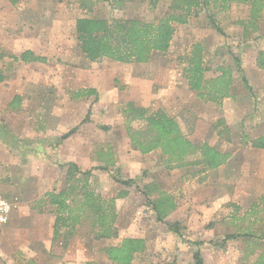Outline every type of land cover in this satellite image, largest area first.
I'll return each mask as SVG.
<instances>
[{
    "label": "rangeland",
    "instance_id": "374dc122",
    "mask_svg": "<svg viewBox=\"0 0 264 264\" xmlns=\"http://www.w3.org/2000/svg\"><path fill=\"white\" fill-rule=\"evenodd\" d=\"M173 4L174 0H21L14 6L9 0H0V71L7 76V80L0 83V124L7 125L17 137L32 142L25 147L24 158L14 155L6 177L0 180V193L13 204V210L20 207L17 220L23 223L16 222L10 229L1 228L0 233L12 239L11 243L27 241L25 220L31 218L30 210L39 215L50 213L45 195L54 188L65 187L67 166L75 161L83 172L92 171L90 185L94 192L116 203L117 237L98 239L92 219L84 217L73 234L62 231L50 255L43 256L44 260L41 258L42 264L54 260L59 261L56 264H111L104 248L118 245L133 235L148 242L146 252L136 256L135 264H194L191 249L176 240L165 224L156 221L150 203L170 185L179 187L182 171L170 174L179 169L167 170L160 151L142 155L132 148L120 113L126 102L152 111L163 109L178 121L189 139L211 141V146L227 147L231 154L228 165L225 164L226 173L215 178L216 183L209 180V175L198 179L197 172L191 180L196 179V189L204 187L198 192L195 190L191 202L196 201L198 207L201 201L208 202L214 187L217 189L215 197H220L229 212L210 221L214 226L209 229L207 225L205 229L189 230L187 221L177 222L186 239L203 237L193 240L205 243V262L254 264L257 254L264 252V239L255 238H248L246 243L230 241L233 244L230 252L227 247V250L206 251L218 247L214 244H226L224 238L228 235L255 232L257 236H264V215H259L256 221L253 217L239 220L244 217L239 216L241 207L237 205L243 204V210L249 211L264 194V149L252 147V141L264 136V75L250 73L248 76L245 72L253 88L251 92L245 88L243 75L237 72L233 58L237 55L241 59L243 70L253 69L254 58L259 51H264V11L260 19L252 20L249 4L231 2L208 7L201 4L193 9L186 24H175L170 50L153 55L148 64L91 62L81 52L75 29L77 19H136L154 23L172 14ZM198 42L204 44L205 63L213 70L208 77L218 74V66L234 70L231 98L234 107L228 108L232 128L223 118V104L200 100L183 77L185 65L179 57L189 54ZM26 48L45 57L47 62L15 63L10 54L19 55ZM88 90H96L97 96L76 97L77 93ZM18 92L23 94L24 108L11 114L7 104ZM239 105L241 110L237 109ZM91 109L90 120L82 125ZM219 120L224 123L216 130ZM197 123L200 126L195 128ZM133 126L140 128L141 124ZM76 127L79 128L76 134L61 144L58 142L60 136ZM105 127L108 129L104 130ZM243 137L247 138L246 144L242 142ZM45 138L51 143L38 145ZM64 144L65 150L59 153ZM91 147L93 160L89 158ZM102 154L105 158L111 156L116 165L106 171L99 170L104 166L99 161ZM118 170L122 179L134 183L128 187L116 183L113 176ZM75 176L82 178L77 172ZM148 186L153 189L152 193L147 194ZM122 192L127 195L120 197ZM181 205L188 207L189 202L183 201ZM11 243V259L0 257V264H38L39 257L35 255L38 260L31 259Z\"/></svg>",
    "mask_w": 264,
    "mask_h": 264
},
{
    "label": "trees",
    "instance_id": "16d2710c",
    "mask_svg": "<svg viewBox=\"0 0 264 264\" xmlns=\"http://www.w3.org/2000/svg\"><path fill=\"white\" fill-rule=\"evenodd\" d=\"M21 0H9L12 5H17ZM240 2L249 4L251 7V19L258 20L264 11V0H174L173 13L166 18L158 19L154 23L139 21L136 19L107 20L103 18H79L76 21V35L81 52L91 62L109 60L123 64H147L153 55L166 54L171 47L175 36V24H186L194 8L201 4L208 7L210 4H228ZM214 27L221 36L224 33L218 25ZM15 63H46L45 57L37 56L28 50L20 56H11ZM236 70L243 75V84L246 89L253 92L249 85L245 70L242 69V61L236 55L233 56ZM179 61L185 65L183 77L188 83L191 91L197 93V97L209 103L222 105L223 100L233 98L234 90V70L225 66H218L217 75L208 77V73L213 70L205 63V46L203 43H195L185 56L179 57ZM256 66L264 73V51H259L256 57ZM4 81V76L0 74V82ZM97 96L96 90L79 92L76 97ZM21 104V97L16 96L9 108L17 109ZM92 110L81 124L90 120ZM120 113L125 120V131L132 148L142 155L160 151L167 170L203 167L208 170H216L230 160L231 154L222 153L209 143L199 140L189 139L182 131L181 126L174 117H171L165 110L152 111L150 108L136 106L132 102H126L120 108ZM139 123L140 128L133 125ZM224 123L219 120L215 129ZM107 130L108 128H103ZM78 130V127L60 136L58 142L63 143ZM221 136L222 132L219 131ZM0 140L8 149L16 151L24 158L25 147L32 144L31 141L23 140L13 135L7 125H0ZM242 142L246 144L247 138L243 137ZM51 140L43 139L41 145L50 144ZM255 149H264V136L252 141ZM99 160L104 166L99 170L106 171L111 166L116 165L111 156L100 155ZM65 165H62L64 168ZM67 169L66 185L63 189H56L48 192L45 196L48 203L54 207L56 222L54 226V241H58L63 235L62 231L73 234L77 227L81 225L82 219H92V225L96 229L95 235L98 239H111L118 236L116 227L117 213L115 200L106 201L96 194L90 185L92 171L83 172L76 164H69ZM79 173L82 178L75 176ZM113 180L121 185L130 186L134 183L131 180H124L118 170L113 176ZM147 194L153 189L148 186ZM122 192L120 197L126 196ZM4 196V195H3ZM152 211L155 212L156 220L165 224L174 236L187 244L193 254L194 264H207L203 257V241L186 239L182 236L180 226L176 223L166 221L173 213L177 205L173 197L167 192L160 191L157 198L150 201ZM238 210V207H236ZM259 215H264V194L251 206L245 217L260 219ZM264 221V220H263ZM214 223L208 226L212 228ZM242 237L264 239V236H257L255 232L241 233L226 236L224 241L236 240ZM147 240L143 238H125L118 245L104 248V253L111 264H135L137 255L143 254L147 250ZM214 244V243H211ZM226 250V245L214 244ZM177 250V247H176ZM34 263V262H33ZM31 263V264H33ZM91 264V263H86ZM254 264H264V252L259 256Z\"/></svg>",
    "mask_w": 264,
    "mask_h": 264
},
{
    "label": "crops",
    "instance_id": "0c3cea01",
    "mask_svg": "<svg viewBox=\"0 0 264 264\" xmlns=\"http://www.w3.org/2000/svg\"><path fill=\"white\" fill-rule=\"evenodd\" d=\"M28 50L34 52L31 48H26L22 52L18 53L19 55H15V54H10V55L11 56L12 55L20 56L23 52L28 51ZM35 55H37V54L35 53ZM37 56H40V55H37ZM256 57L254 58L253 69L252 68L250 70L245 69V72L247 73L248 76H249L250 73L251 74H255V75H264V73L261 70H259L257 68V66H256ZM0 59H2V55H0ZM22 64H25V63H22ZM0 74L2 76H4V81H6L7 80V78H6L7 76H5V74L2 73L1 71H0ZM3 82H0V83H3ZM16 96H20L21 97L20 106L17 109L9 108V105L13 102V100H14V98ZM22 97H23V94H21L20 92L15 93L14 96L12 97V100L10 101V103L7 104V108H8L9 111L11 110V114H13L14 112L17 113L18 110H20L22 107L24 108V105H22V101H23ZM222 104H223V111H224L223 112V118L228 122L227 125L229 127H231L230 126L231 123H230V119H229L230 117H229L228 108L234 107L233 103H232V100L231 99H225L222 102ZM237 109L241 110L240 105L237 106ZM210 124H211V129H214L213 128V122H211ZM0 125H2V124H0ZM82 125H84V124H82ZM199 126H200V123H197L195 125V128H197ZM78 130H79V128H78ZM20 136L22 137L21 134H20ZM216 136H217V132H216ZM20 139H22V138H20ZM41 139H39L38 141H40ZM45 139H47V138H45ZM27 141H30V140H27ZM208 143L210 144L211 141H209ZM213 143H215V141H213ZM38 145H41V144L38 143ZM64 147H65V144H64V146L61 147V150H60L59 153H63L62 151L65 150ZM219 148L220 149H218V150L221 151L222 153H228L227 147L220 146ZM15 154H19V153L16 152V151H13L11 149H8L7 146L5 144H3V142L0 140V180L3 177H6L7 168L9 167V164H12V161L15 160V156H14ZM93 156H94L93 148L91 147V149L89 151V158L91 160H93V158H94ZM39 158H41V157H39ZM75 162L77 164V161H75ZM227 165H225L223 167H220L217 170H208V169H205V168L201 167L199 170L179 169V170L173 171L172 173L169 172L170 174H173L175 172L182 171V174L180 176L181 177L180 178L181 185L179 187L173 188V186L170 185V187H167V189H165V191L173 197V199H174V201H175V203L177 205L176 210L173 213H171V215L167 218L166 221L171 222V223H176V222L180 223L182 221H187L186 226L189 227V230H192L193 227H199V228L203 227L205 229V227H207V225H210V221H213V220L215 221V217L219 218L222 215H225V213L229 212V209L224 208L225 204H222L223 201H221L220 197H218V198L215 197L217 189H215L214 187L212 188L210 197L207 198V199H209L208 202L206 201L205 203H203V201H201L199 207L196 206V203H197L196 201H195V204H194V202H191V199H192L193 195L196 192L195 190H197V192H198L199 190L204 189V187H201V186L196 189V187H197L196 179H195V181H191L192 178H194V176L197 173H198V175H197L198 179H200V178L204 179V177H206V175H209V180L212 183L213 182L216 183L217 180L215 178H217L220 175L226 173L225 171H227V170H225L226 169L225 167H227ZM195 172H197V173L194 174ZM183 183H185V185H183ZM0 189H1V185H0ZM180 201L181 202L184 201L185 203L189 202L188 207L185 206V205L184 206L181 205ZM231 203L234 204L236 202H231ZM46 205H47V208H51V209H50V213H47V214H44V215H39V213H37V211L30 210V214H32V216L29 219V221L25 220V224L27 226L26 230H27V233L29 234V239H27V241L19 240V241H16L14 243H11L12 239L10 240L3 233H0V257L1 258L11 259V254L13 252L11 251V247L12 246L9 243L15 245L17 249H19L23 254H27V256L29 258H31V259L38 260L37 257H39V262H37L38 264H42L41 263V261H42L41 258L44 260L43 256H49L50 255L49 253H50L51 249H54L53 245L56 246V244H57L56 242H58V241H54L53 240L54 239V226H55V222H56V214H55V210L56 209L54 207H52L48 203V201L46 202ZM237 205L239 207H241V213H239V216H243L244 217V215L247 213L248 210H246V209L243 210V208H244L242 206L243 204L242 205L237 204ZM192 206H194V207H192ZM27 207H28V209L30 208L29 204H27ZM16 208H18V209L12 211L8 222L6 224L0 226V231H1V228L10 229L12 226H14L16 224V222H19V224L23 223L21 219L17 220L18 219V213H20L19 211L21 209H20L19 206H16ZM198 211H201L200 212L201 214ZM242 212H243V214H242ZM152 213L155 214V212H152ZM230 217L235 218L237 216L236 215H231ZM155 219H156V216H155ZM239 220H242V218H239ZM43 232L45 233L44 235H43ZM238 234H241V233H238ZM133 236H131V237L134 238ZM173 237L177 240V238L175 236H173ZM137 238H139V237H137ZM190 238L191 239H194V238L203 239V237H201V236H191ZM73 241H74V239H73ZM201 241H203V240H201ZM210 241H213V240H210ZM230 241H232V242L235 241V242L240 243V242H243V241L244 242L248 241V238L247 237H242V238H239V239H236V240H228L225 245H226V247H227L229 252H230V250H232L231 248H232V245H233V244H231ZM205 248L207 249V247H205ZM188 249H189V247H188ZM217 249L221 250L220 247H212V249H208L206 251L215 252ZM242 249L243 248H237V250H242ZM228 251L226 253H228ZM261 254H257V256L255 258V262L258 260V258H259L258 256H260ZM203 255H204V253H203ZM192 259H193V257H192ZM58 262L59 261L54 260V261H51V263H49V264H56ZM207 264H212V263H207ZM228 264H231V263H228ZM246 264H248V263H246Z\"/></svg>",
    "mask_w": 264,
    "mask_h": 264
},
{
    "label": "built area",
    "instance_id": "2783aa9c",
    "mask_svg": "<svg viewBox=\"0 0 264 264\" xmlns=\"http://www.w3.org/2000/svg\"><path fill=\"white\" fill-rule=\"evenodd\" d=\"M13 211V204L0 193V225L8 222Z\"/></svg>",
    "mask_w": 264,
    "mask_h": 264
}]
</instances>
